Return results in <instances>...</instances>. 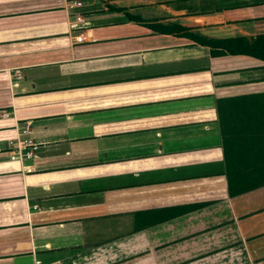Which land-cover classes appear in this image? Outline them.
<instances>
[{"label": "crops", "instance_id": "obj_1", "mask_svg": "<svg viewBox=\"0 0 264 264\" xmlns=\"http://www.w3.org/2000/svg\"><path fill=\"white\" fill-rule=\"evenodd\" d=\"M263 35L264 0H0V264H264L217 107L264 62L201 42Z\"/></svg>", "mask_w": 264, "mask_h": 264}, {"label": "trees", "instance_id": "obj_2", "mask_svg": "<svg viewBox=\"0 0 264 264\" xmlns=\"http://www.w3.org/2000/svg\"><path fill=\"white\" fill-rule=\"evenodd\" d=\"M214 56L247 55L264 62V35L225 42L201 41ZM229 194L264 187V93L218 101Z\"/></svg>", "mask_w": 264, "mask_h": 264}, {"label": "built area", "instance_id": "obj_3", "mask_svg": "<svg viewBox=\"0 0 264 264\" xmlns=\"http://www.w3.org/2000/svg\"><path fill=\"white\" fill-rule=\"evenodd\" d=\"M75 4L77 6H81L82 3L81 1H77L75 2ZM78 20L79 21H82V18L81 17H78ZM78 41H82V36L78 37ZM27 133V130L24 131ZM32 142L31 141H28V142H21V143H18V146L16 147L15 151L13 152V159H16V158H20V159H23V158H31L32 157V154L28 151V152H25L26 150H28V147L31 146Z\"/></svg>", "mask_w": 264, "mask_h": 264}]
</instances>
